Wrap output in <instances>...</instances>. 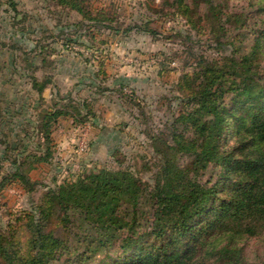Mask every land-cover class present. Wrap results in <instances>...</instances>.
<instances>
[{
	"label": "trees",
	"instance_id": "1",
	"mask_svg": "<svg viewBox=\"0 0 264 264\" xmlns=\"http://www.w3.org/2000/svg\"><path fill=\"white\" fill-rule=\"evenodd\" d=\"M37 1L52 14L55 5L79 15V28L120 30L92 0ZM155 2L146 0L150 10ZM159 6L158 17L185 23L171 38L184 44L188 68L158 98L166 107L163 126L131 79L104 86L99 79L107 72L99 69L88 85L118 93L135 109L152 154L153 165L142 171L115 146L100 168L54 176L52 184L34 179V171L53 167L57 125L97 127V99L58 90L49 104L44 93L53 79L39 78L33 65L22 67L10 49L11 77L0 79V196L13 184L27 195L44 191L14 223L0 217V264H264L247 251L249 241L264 238V0H162ZM11 7L12 27L25 28L29 15L19 20L16 3ZM202 42L211 55L198 51ZM38 46L37 59L45 47ZM23 77L27 88L19 92L14 86Z\"/></svg>",
	"mask_w": 264,
	"mask_h": 264
},
{
	"label": "rangeland",
	"instance_id": "2",
	"mask_svg": "<svg viewBox=\"0 0 264 264\" xmlns=\"http://www.w3.org/2000/svg\"><path fill=\"white\" fill-rule=\"evenodd\" d=\"M161 1L156 0L153 8H158ZM12 2L20 12L19 20L23 19V14L29 15L24 22L25 28L20 24L12 27ZM92 3L114 17L113 25L120 29L118 32L106 27L79 28L76 25L79 15L55 5L51 8L58 13L52 14L37 0H0V66L9 62L4 67L5 72L0 70V79L11 77L13 50L22 67L33 65L37 67L39 78L46 75L53 79L54 86L48 87L44 93L49 104L58 90L62 94L73 92L74 95L80 93L83 97L97 99V127L75 125L71 120H64L55 127L53 167L42 166L32 174L34 179L47 184H52L54 176L63 180L83 168L102 167L115 146H122L130 158L136 159L141 171L145 163L153 165L145 134L133 120L131 111L135 109L121 100L118 93L101 94L98 86H88L96 71L104 69L107 72V76L101 74L99 79L100 82L105 79L104 86L112 85L116 79H131L146 111L155 113L157 126L162 127L166 107L162 106L163 102H158V98L169 94L182 71L188 69L184 44L181 39L171 38L175 30L186 29L180 17H158L160 14L150 10L146 0H92ZM128 27L131 29L125 32ZM3 42L7 44L5 48H2ZM40 42L45 47L37 59L35 54L40 52ZM14 43L18 45L13 49ZM196 48L209 55L213 52L204 42ZM23 78L14 86L19 92L27 88ZM126 92L131 94L132 90L127 88ZM123 124L126 125L125 131L120 133ZM102 126H106V130L102 131ZM143 175L149 179L151 173L144 172ZM43 189L38 188L27 195L19 184L10 185L0 196V217L6 223H14L29 210L31 200L39 201ZM247 251L251 258L258 253L263 261L264 238L249 241Z\"/></svg>",
	"mask_w": 264,
	"mask_h": 264
}]
</instances>
